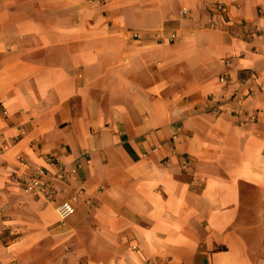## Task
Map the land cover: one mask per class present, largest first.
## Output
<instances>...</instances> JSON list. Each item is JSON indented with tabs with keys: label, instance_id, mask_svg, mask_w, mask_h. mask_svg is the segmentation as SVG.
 <instances>
[{
	"label": "crops",
	"instance_id": "obj_1",
	"mask_svg": "<svg viewBox=\"0 0 264 264\" xmlns=\"http://www.w3.org/2000/svg\"><path fill=\"white\" fill-rule=\"evenodd\" d=\"M260 110L264 0H0V264H264Z\"/></svg>",
	"mask_w": 264,
	"mask_h": 264
},
{
	"label": "built area",
	"instance_id": "obj_2",
	"mask_svg": "<svg viewBox=\"0 0 264 264\" xmlns=\"http://www.w3.org/2000/svg\"><path fill=\"white\" fill-rule=\"evenodd\" d=\"M97 4H102L107 0H94ZM215 8L220 14H225L227 12V6L216 1ZM183 12H187L183 10ZM212 26V25H211ZM175 34H170V39H174ZM219 82L224 83L225 77L220 76ZM239 103V102H237ZM264 113V110H260ZM249 119L253 120L257 116V112L248 115ZM74 177L73 171L66 170L65 168H59L56 172H48L43 168H39L35 174L17 176L14 181L21 186L23 191L29 195H33L43 199L48 204H53L55 212L60 222L66 220L71 214H73L74 206L72 204L71 198L64 199L57 202V189L54 185V181L68 180ZM134 248V247H133ZM140 264H155L154 261L145 259Z\"/></svg>",
	"mask_w": 264,
	"mask_h": 264
}]
</instances>
